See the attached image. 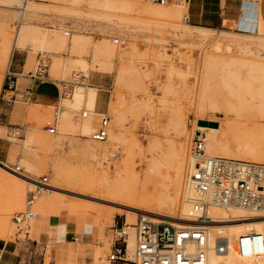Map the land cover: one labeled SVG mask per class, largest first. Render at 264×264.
<instances>
[{
	"label": "rangeland",
	"instance_id": "374dc122",
	"mask_svg": "<svg viewBox=\"0 0 264 264\" xmlns=\"http://www.w3.org/2000/svg\"><path fill=\"white\" fill-rule=\"evenodd\" d=\"M133 2L137 7L146 4L161 7L149 0ZM164 7L175 8L177 17L170 21H148L136 16L141 21L112 19L102 20L98 25L92 16L83 15L74 20L70 14L40 6L36 9L50 13H39L38 18L27 15L20 18L19 14L16 19L0 16L3 40L0 42V111L4 108L7 113L0 116L3 126L0 127V163L13 170L20 166V173L36 180L46 176L49 185H63L64 193L45 190L36 202L35 211L39 213L40 201L44 199L50 203L46 208L48 213L61 210L63 215L69 211L94 219L93 244L101 247L102 264H110L116 239L114 230L127 222V215L128 220L132 218L130 215L134 217V225L138 214L175 229L201 225L161 219L138 210L129 214L130 208L119 205L153 209L144 202L145 198L153 199L161 194L168 198L175 196L177 209L171 215L179 217L178 208L184 205L185 201H181L187 196L185 174L191 168L190 136L195 128L208 141L204 123L210 128H218L222 122L230 123L231 128L226 130L227 154L209 152L206 141L207 154L264 163L247 157L243 147L244 135L254 132L252 125L264 123V114L253 106L264 104L261 97L264 96V19L258 14L255 30L245 31L233 23L217 27L192 24L189 12L200 7L199 0H168ZM0 14L4 15L2 8ZM22 24H28L27 29L34 34L21 39L8 63L6 56L10 54L18 25ZM67 31L69 35H65ZM38 35L47 42L42 43ZM6 45L8 50L4 54L1 49ZM208 53L214 54L213 57L209 59ZM107 54L111 61L99 70L95 60H102ZM40 55L46 70L38 76L35 72ZM78 62L85 66L77 65ZM32 81L35 85L41 81L58 87L67 85L61 103L46 99L49 106H32L33 96L15 95L11 91L15 86L24 91ZM73 89L78 90L74 94L94 91V109L101 116H97L91 133L99 126L102 115H107L108 137H119L117 143L108 137L103 143L80 135L85 118L82 112H88L87 118L90 116L89 104L86 100L76 102ZM218 111L226 113L227 120ZM47 122L55 124L56 133L46 131ZM248 125L247 132L243 128ZM182 126L184 132L176 137ZM256 137L259 142L262 140ZM172 142L185 149L184 160L178 163L182 165L180 186L176 169L168 160ZM261 144L264 145V139ZM92 151L97 158L88 155ZM1 167L0 164V242L11 241L17 246L38 243L45 248L41 254L44 264H49L51 247L41 238L47 234L48 226L36 231L31 221L30 240H26L13 222V215L23 211L26 195L33 186L15 179ZM224 210L230 219H247L242 223H259L256 216H261L244 210ZM199 216L190 218L203 221ZM126 230L129 238L131 234L135 236V229ZM255 235L257 240L261 239L263 252H242L243 258L236 264H264V233L257 231ZM128 254L126 264H134V251L131 249Z\"/></svg>",
	"mask_w": 264,
	"mask_h": 264
},
{
	"label": "bare ground",
	"instance_id": "6f19581e",
	"mask_svg": "<svg viewBox=\"0 0 264 264\" xmlns=\"http://www.w3.org/2000/svg\"><path fill=\"white\" fill-rule=\"evenodd\" d=\"M166 4H158V5H161V7H154L148 4L141 6V7H137V5L133 2V0L131 1L130 0H107L105 2H100L99 0H22V1L21 0H7V1L4 0L0 2V8H2L4 15L0 14V16L1 18L8 17V19H13V18L16 19V17L19 14V16H21L20 18H23V16H26V15L30 17L38 18L39 13L45 14V15H48L50 13V12L47 13L44 11H40L39 9H36L37 6H40V8L43 7L45 9H50L52 11L56 10L60 12L61 14H64V13L70 14L74 17V20L81 19L83 15L92 16L96 20L95 24H98V25L100 24L102 20L110 21L112 19L136 22L138 20L137 17H140V18L144 17L148 21H156V20L157 21L159 20L160 21L162 20L170 21L171 19H174L177 17V13H176L175 8L164 7ZM26 19H28V17ZM138 21H141V20H138ZM18 26H19V30L18 31L16 30V34L14 36V42L10 50V54L9 56H6L8 63L11 60L13 49L19 44L21 39L23 37H29V36H32V34H34L33 32L27 29L28 24H22ZM65 35H69V32L68 31L65 32ZM38 37L41 38L42 43L45 44L47 42V39L44 36L38 35ZM0 42L3 43V40H1V38H0ZM3 48L1 49V52H4V54H6V51L8 50V46L6 45L5 48L4 49ZM213 55L214 54L209 55L208 53L207 56L210 59L213 57ZM109 61H111L110 55L107 54L105 55L104 58H102V60L100 58L96 59L95 66L98 67L99 70H103L105 69V66H107L106 63H110ZM77 65H81V67L85 66L83 62H78ZM95 66H93V68H95ZM233 77H235L234 74H233ZM74 88H76V86ZM76 91L78 90L75 89L73 91V94ZM261 97L264 98V96H261ZM73 99L78 103H80L83 100H86L89 104L90 116L88 118L86 117L88 115V112L86 111H85L86 115L85 116L82 115L85 118H83L82 120L80 135L85 136V137H90L91 135L90 133L93 129V125H94V122L97 116H101V113L96 112L94 109L96 94L94 93V91H89L87 92V94H83L82 92H77L74 94ZM200 99H202V97H200ZM198 106H201L200 108L205 107L202 104L200 105L198 104ZM253 106L256 109V111H258L260 114L262 115L264 114V104L263 103L260 102L258 104H253ZM218 113H221L224 116L223 117L224 120H227L226 113L222 111H218ZM255 123L252 125V128H251L252 131L254 132L251 133L250 135L248 134L244 135L245 143L243 144V147L247 150V157L258 159V160H264V145L261 144V141H263L264 139V123L262 122H258L256 124ZM181 125L184 126V124H181ZM183 126L179 128L180 133H177L176 137H179L180 134L184 132ZM203 126H204V129L208 132V135H209L208 141L206 140L205 134L198 128H195L193 132L199 131L203 134L204 140H205L206 154H207V150H206L207 142H208L207 145H208L209 152L213 153L215 151H220L222 154H227L226 148L228 146V139L226 138V132H227L226 130H229L232 125L227 122L226 123L222 122L218 126V128L205 127L206 126L205 123L203 124ZM214 126L216 127L217 125L215 124ZM109 127H108V132H109ZM249 129H250L249 125L243 128V130L247 132ZM220 130H221V133H220ZM222 131H225V132H222ZM193 132L191 133V136H190V152H191V140H192ZM256 135L261 137L262 140L260 142L259 140H257ZM107 137H108V134H107ZM118 138L112 135L108 137V139L112 143H117ZM106 140L107 138L105 139V141ZM105 141H102V142L104 143ZM174 142H172L170 154L168 156L170 159L168 160H170L169 163L171 162L173 169H176L177 185L180 186V176L182 172V165L179 166L178 163L182 161V159L184 160L185 149H184V146H180L179 144H177V142L176 143ZM30 155L31 154H29V156ZM88 155L93 158H97L95 151L88 153ZM210 156H213V155H210ZM192 157L193 158L191 159L192 161H191V166H190L191 168L189 169V171H191L194 168V163L196 161L193 155ZM0 164L2 166L1 168H3V170L6 171L11 176H14L15 179L18 178L19 180H22L23 182H26L27 184H30L31 186L34 185V182L36 181V179L26 174L17 172L16 170L11 169L9 166L3 163H0ZM187 174H185L186 183H187ZM62 187L64 186L62 185ZM62 187L49 185L47 183L45 190L47 193H50L51 191L58 192V193H64V191L62 192V190H66V189L65 188L63 189ZM185 187H187L185 189V191H187V196L185 197V200L182 199L183 201H181V202L185 201L184 205L181 207L179 206L178 208V211L180 214L179 217L171 215L177 209L175 196L168 198V197H165V195L163 196L161 194L159 195V197H156V198L151 197L153 199L145 198L144 202H146L149 205L148 207L153 208V209H143V208L133 207L131 205H124V204H119V205L124 206L126 208H130V209H127L129 214L130 213L134 214V213H137L138 211H143V212L152 214L153 216H156L161 219H174V220L191 222V223L196 222L202 225L199 227H188V228L176 227L177 236H180L179 234L183 233L185 235V238L179 239L181 240L180 245H176V243L167 244L163 248V250L168 254L166 264H182L181 259L178 257V255H181V253L177 248H180L183 254H186L191 258V262H189L188 264H236V262H238V260H240V258L243 255L242 251L239 249V241L241 240V238L251 236V237H254L255 239H258L257 236L255 235V232L261 231L264 233V217H263L264 209L252 210V209H246V208H241L237 206H224V205L215 204L211 202L206 196L199 194L198 192L192 190L188 184ZM42 194H40L36 198L34 202V210H35L36 202L42 196ZM205 202L208 203L207 207L205 208V218L208 220H205V218L203 217L200 218V216H199L200 220H203V221H199L196 218L195 219L190 218V216L201 214V206ZM40 205H39V213L45 212V209L48 207V205H50V203L44 199H41ZM221 207L227 210H244L247 212L249 211V212L261 214V216L262 215L263 216L262 217L256 216L258 219H260L259 223H256L257 221L256 222L250 221V222L242 223L244 220H247V219H233V218L230 219L228 212L222 209ZM135 210H138V211H135ZM35 214L36 216L32 220L34 221V225L35 223H37L36 217L38 214L36 213V211H35ZM130 216L132 218L129 217V220H128V215H127V222L125 221V231L127 234L126 235V243H127L126 253L127 254L129 250L131 249L135 252L134 247L136 248V245H137L136 228H134L135 226L133 223L134 217L132 215ZM229 224H234V225H229ZM30 229H31V223H30ZM126 229L128 230L135 229V236L131 234L129 238V234ZM220 237H223L226 240L227 249L225 252H219L216 249V246H217L216 244H217L218 238Z\"/></svg>",
	"mask_w": 264,
	"mask_h": 264
},
{
	"label": "built area",
	"instance_id": "2783aa9c",
	"mask_svg": "<svg viewBox=\"0 0 264 264\" xmlns=\"http://www.w3.org/2000/svg\"><path fill=\"white\" fill-rule=\"evenodd\" d=\"M158 4H166L168 0H149ZM186 19H188L186 17ZM115 40V43H118ZM46 64L41 55L37 59V68L35 74L41 76L45 74ZM33 76V75H31ZM36 79V78H34ZM12 84L9 85L11 87ZM67 87V85L65 86ZM57 108L54 111L56 114ZM85 116L86 112H82ZM110 118L103 115L99 126L94 130L90 138L96 142L105 141L108 134ZM46 131L49 134L56 133L54 123H46ZM191 153L195 157L194 168L187 174V184L189 187L206 196L211 202L224 206H237L252 210L264 209V163L226 158L221 156H210L205 151V140L201 132L193 133L191 140ZM21 167L17 166L16 171L20 172ZM47 177L42 176L34 182V187L29 190L24 204L23 211L16 212L13 215V222L17 232L22 234L24 239L30 240V223L36 216L34 202L42 194L47 186ZM207 202L201 206L200 218L205 216ZM146 217L143 218V217ZM138 214L135 228L137 245L134 252V264H166L167 253L163 248L167 244L180 245V238L185 235L180 233L177 236L176 229L164 223H153L146 215ZM202 226V225H198ZM201 230V229H199ZM116 239L114 242V251L110 254L111 262H121L126 264V231L125 221L123 226L115 228ZM197 238V237H196ZM216 249L219 252H225L227 249L226 240L223 237L218 238ZM181 255L182 264L191 262V258L183 254L180 248H177ZM239 249L243 253L259 254L263 252L261 239L248 236L241 238Z\"/></svg>",
	"mask_w": 264,
	"mask_h": 264
},
{
	"label": "crops",
	"instance_id": "0c3cea01",
	"mask_svg": "<svg viewBox=\"0 0 264 264\" xmlns=\"http://www.w3.org/2000/svg\"><path fill=\"white\" fill-rule=\"evenodd\" d=\"M199 1L200 7L192 13L189 12V21L192 24L217 27L221 24L231 25L233 23L237 25L238 29L254 31L258 14L264 19V0ZM33 81L22 91L16 88L17 78L15 89L11 91L15 95L33 96L32 106H49L46 99H56L61 103L65 86L58 87L46 81H41L40 84L35 85ZM0 116H7L4 108L0 111ZM0 127L3 128L1 125ZM36 220L37 223L34 225L36 231L42 228V225L48 226L47 234H42L41 238L51 247L49 264H102L100 261L101 247L93 244L92 227L93 223H96L94 219L79 217L78 213L69 211L63 215L61 210L48 213L45 209V212H40L37 215ZM44 250L45 248L39 246L38 243L17 246L11 241L0 242V264H44L41 256ZM127 255L129 256V254ZM110 264L122 263L117 261L110 262Z\"/></svg>",
	"mask_w": 264,
	"mask_h": 264
},
{
	"label": "water",
	"instance_id": "95a60500",
	"mask_svg": "<svg viewBox=\"0 0 264 264\" xmlns=\"http://www.w3.org/2000/svg\"><path fill=\"white\" fill-rule=\"evenodd\" d=\"M201 123H204L203 121Z\"/></svg>",
	"mask_w": 264,
	"mask_h": 264
}]
</instances>
